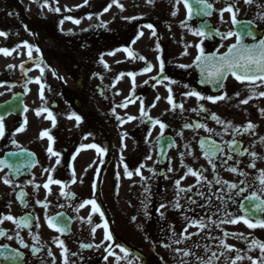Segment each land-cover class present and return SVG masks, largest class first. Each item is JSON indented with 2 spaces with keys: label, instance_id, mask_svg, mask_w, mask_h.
<instances>
[{
  "label": "flooded vegetation",
  "instance_id": "flooded-vegetation-1",
  "mask_svg": "<svg viewBox=\"0 0 264 264\" xmlns=\"http://www.w3.org/2000/svg\"><path fill=\"white\" fill-rule=\"evenodd\" d=\"M230 1L235 5L237 0ZM15 2L16 0H10L13 9L18 11ZM206 2L213 6L209 19L212 25L222 34L234 31L231 13L225 12L221 20L220 13L227 7L225 0ZM234 11L237 20L256 24L261 39H264V19H261L264 17V0H253L252 4H245L243 9L235 5ZM21 18L24 19L25 28L30 29L28 20L23 15ZM143 23V20L137 22L133 30L145 25ZM160 25L165 28L164 23ZM197 26L198 22L187 23L188 28ZM234 41L235 37L221 41L214 39L209 43L203 40L200 46L208 53ZM82 49L84 53L79 54L82 67L71 65V70L67 67L66 76L62 68L59 70V64H69V58L58 56L52 61L43 56L37 61L38 65L45 63L50 67L49 73H53L55 81V86L48 95L50 99L46 103L51 101V113L55 119L51 147L54 152L59 153L58 157L47 153L46 145L43 150V139L26 141L24 138H17L18 131L24 126V118L12 117L3 121L4 135L0 138V157L8 152L25 149L36 154L37 165L29 175L15 180L7 172L0 171V218L11 215L16 220L25 217L30 220L27 227L18 226L11 221L0 224V231L6 233L0 236V247H9L21 255L16 257L20 264H65V260L67 264H199V259L207 261L212 258V252L218 254V258H212L214 264H230L237 253L221 248L223 241L233 249H239L244 259L238 264H251L247 259L249 256L258 260L261 253L252 245V241L255 239L264 243V228L249 229L243 222L235 225L220 223L221 218L230 220L244 215L239 205L247 204V201L236 197L235 190H229L223 183H216V179L236 184L244 180L246 183L240 184L241 188L248 189L244 196L257 192L264 198V193L259 192V173L264 170V142H261L264 138V115L261 113L264 109V97L257 95L249 99L248 104H242L241 101L249 98L250 86L234 79H228L224 89L218 94L207 88H199L194 67H190L184 74L166 69L172 79L184 81L188 90H171L155 95L151 84H141L132 93L135 97L133 103L130 102V96L125 98L126 101L118 100L117 95L112 90L109 91L108 85L103 83L104 76L101 75L99 85H96L97 78L91 73V65L98 62L97 57L100 54L95 56L89 46L86 50L85 47ZM104 54L106 52L103 56ZM71 58L74 60V56ZM0 80L4 87L2 94H6L5 89L10 85L24 90L29 83L27 74L12 82L0 75ZM107 80L113 81L109 77ZM190 91L199 92L205 97L226 94V99L216 103L207 99L198 101L187 95ZM255 91L258 94L264 91V87L255 88ZM2 94L0 101L3 99ZM170 95L173 103L183 105V108H173L168 103ZM37 101L39 103L34 107V112L37 114L39 111L41 116L44 108L41 94ZM127 107H132L137 115L131 135H124L120 120L123 114L118 113ZM201 107L207 111H199ZM212 114L218 116L223 123L212 119ZM77 116L79 121L75 118ZM148 118L159 123L149 122ZM161 123L165 125L163 136ZM228 123L241 129L248 123L256 127L254 131L241 134L236 133L233 128H226L224 125ZM195 124H204L211 132L204 128L185 127ZM162 138L173 139L175 146L165 164L161 166L156 146ZM234 138L239 142L240 151L247 150L245 155H236L229 149V143ZM201 140L205 144L214 141L224 149L223 154L218 153L213 161L215 172L212 164L205 158L204 152L207 148L204 144L201 146ZM90 145L106 151L101 155ZM251 152L257 155L255 168L247 167L253 162L248 154ZM229 154L233 155V159L223 163ZM57 159L59 164L56 163ZM126 167L132 173L130 178L125 173ZM228 167L237 168V173L226 171ZM189 168L200 172L208 183L198 184L196 178L188 173ZM45 169L54 171L47 172ZM137 170L140 175L136 174ZM239 172H245L247 176H240ZM50 175L64 187L51 184L46 189L44 185ZM5 178L10 179L11 185L3 182ZM177 182L182 189L193 185L196 187H192L191 192L178 194ZM209 183L211 188L208 187ZM36 185L39 187H35ZM20 192L26 193L23 200L17 199ZM62 192L64 195H61ZM198 192H202L204 198ZM218 197H223V200ZM190 199H194L196 203L189 205ZM88 200H95L100 212H93L91 204H85ZM37 201L47 207L40 206ZM177 201L181 205L179 209L174 207ZM101 212L103 219L100 217ZM60 213L68 216L67 228H64L63 233L56 232L47 224V220ZM201 218L208 226L203 231L189 227L185 234L198 232L199 235H192L191 239H186L183 243H173L182 239L181 233L190 220L199 221ZM209 219L215 223H208ZM105 223L112 235L111 241L105 239ZM94 227L95 233L92 231ZM225 233L229 235L225 236ZM232 233H242L244 238L233 237ZM8 236L12 239H8ZM59 241L63 242V249L58 246ZM25 244L27 247L23 246ZM97 245L100 247H96ZM249 245H252V251L248 250ZM121 247L130 255L125 256L120 251ZM206 248L210 251L206 252ZM64 249L67 251L64 252ZM109 251L113 253L112 256L108 255ZM184 251L193 255L185 257ZM220 252L225 254L220 256ZM7 260L9 259L4 258L1 264H5Z\"/></svg>",
  "mask_w": 264,
  "mask_h": 264
},
{
  "label": "snow or ice",
  "instance_id": "snow-or-ice-1",
  "mask_svg": "<svg viewBox=\"0 0 264 264\" xmlns=\"http://www.w3.org/2000/svg\"><path fill=\"white\" fill-rule=\"evenodd\" d=\"M149 2L151 3L152 0H149ZM176 2L178 4L183 3V6L187 10V13H188V19L184 22V24H182V26H186L188 23V20H191L194 15L195 16L203 15L206 17V16H209L211 14V11L213 10L212 4L207 3L206 0H191V2H190V0H176ZM244 2L246 4H252L253 0H244ZM117 6H120V5H117ZM194 6L197 9L195 12L193 11ZM234 7H235L234 4L229 3L228 6L225 7L221 11L220 16H221V20H223V14L225 12L231 13L232 14L231 15L232 24L234 27H237V26L241 25V22L237 21V19H236V12L234 11ZM56 10L59 11V9H56ZM173 15H176V13L173 12ZM261 19H264V17H261ZM73 22L79 23V21H73ZM251 25H252V21L243 22L242 26L239 28V31H231V32L226 33V34H221L218 30L206 31L204 27H199V28H196L195 30L189 29V31H191L192 35L198 36V37H201L204 39H208L211 36H221L222 39L235 37L236 43L231 45L228 48L227 52L223 55H205L204 48L201 47L200 45H196L197 50H198V55L195 57L193 64L192 65H181V67L198 68L200 70L201 76L205 77V80L208 83H212L214 85H222L223 81L227 78V76L229 74L239 83L249 85L250 86L248 88V91L250 92L249 98L241 101L242 104H248L249 99L255 98L257 95H259L260 97H264V91H261L258 94L255 91V88L264 87V39H259L258 42H254L251 45L243 43V38L246 36L252 37L254 41L257 39L255 37L254 33L250 30ZM146 27L151 28V25H146ZM0 36H6V34L3 32H0ZM201 44H203V39L201 40ZM23 46L28 49V56H29V58H31L33 49L31 48V46H29L27 44H25ZM12 51H15V49H13ZM12 51H9L8 49H0V54H3L5 56H9L12 54ZM36 51L38 52L39 49H36ZM125 51H127V50H125ZM185 54H187V53H185ZM130 55H131V53H130ZM140 58L143 59V57H140ZM21 70L24 71L23 66H21ZM163 70H164V64H163V62H161V64H160L161 74L163 73ZM144 71L145 72L152 71L151 65L146 67ZM41 72H43V69H41ZM24 74L26 75L27 73L25 72ZM129 75L133 76V74H131V73H129ZM133 80H134V76H133ZM35 82L38 84L40 83L39 80H37ZM169 83H175V81H169ZM251 86H255V87H251ZM40 88H41V99H43L44 85L41 84ZM169 91H171V90L169 89ZM187 95L195 97L198 101H202V100L207 99V100L211 101L212 103H216L217 101H223L226 99V94L225 95H218L216 97H212V96L205 97V96L201 95L199 92L190 91L187 93ZM236 95L239 96V93H236ZM168 103L170 105H173V108H175V107L183 108V105H175L173 103V99H172L171 95L168 97ZM25 111H27V109H25ZM45 111H46V109H45ZM192 111H196V109H192ZM199 111L206 112L207 110L205 108L201 107L199 109ZM141 112L143 114V112H144L143 108L141 109ZM261 113H262V115H264V109L261 110ZM37 115L38 116L40 115L39 111L37 112ZM75 118L77 121H79V119H80L78 116ZM211 118L216 120L217 123H223L220 120V118L218 116H216L215 114H212ZM48 119L52 120L53 126H55V119L52 116L51 112L48 113ZM153 123L154 124L159 123V121H153ZM224 126L226 128H233V130L236 133H241V134L247 133L249 131H254V129L256 127L255 125H253L251 123H248L246 126L243 127V129H241L240 127H234L231 123H228ZM185 127L204 128L205 131L211 132V130L208 129L204 124L185 125ZM164 128H165V125L161 123L160 124L161 136H163ZM24 130H25L24 128L20 129V131H24ZM3 135H4V123H3V118L0 117V138H2ZM43 136H47L49 141H52V137L50 135H48L47 132L42 133V137ZM157 139L159 140L160 137H158ZM261 142H264V138H262ZM13 143L15 144V141H13ZM208 143H209L210 147L204 152V155H205V158L209 161V163L212 164L213 171L215 172V164L213 161L216 158L218 153L221 155L223 154L224 149L221 145L216 144L214 141H209ZM203 144H204V141L201 140V146L202 147H203ZM90 147L96 148V151L98 153H100L101 155H103L104 152L106 151L105 149L97 148L96 145H90ZM229 149L231 150V152H233L239 156H243V155H245V152H247V150H244V151L239 150L240 145H239V142L235 140V138L233 139L232 142L229 143ZM48 152L53 156H57V157L59 156L58 152L53 151L51 144L48 148ZM189 154H191V153H189ZM248 154L253 158V162L248 164L247 167L255 168L256 167L255 160L257 159V155L255 152H251ZM8 155L13 156V155H17V153H9ZM25 155L31 156L32 154L25 152ZM148 159H151V157H148ZM232 159H233V155L229 154L226 156L223 163L226 164L227 161L232 160ZM56 163L57 164L60 163L59 159H57ZM33 166H34V163H32V162H28V163L18 165V164H10L5 160H0V171H3L4 168H8L9 171H12L13 169H15V172L19 173L21 171V168H28V167H33ZM141 167H143V165H141ZM169 170H171V169H169ZM45 171L51 172V171H54V169H45ZM149 171H152V169H149ZM226 171H229V172L235 174V173H237V168L228 167V168H226ZM125 173L129 178L132 175V173L128 172L127 167L125 168ZM188 173L191 176H194L196 178V181L198 184H200L201 182L208 183L200 172L194 171L193 169L189 168ZM136 174L140 175V172L137 170ZM238 174L240 176H247V173H245V172H239ZM3 182L6 185H11V183H12L9 178H5L3 180ZM216 183H218V184L223 183L224 185L227 186V188L229 190H235L236 197H241L247 201V204L239 205L241 211L244 212V215H241L239 217H233L230 220L227 218H221L220 223H231V224L235 225L237 223L243 222L249 229L264 228V218H259V217H264V198H261V195H258L257 192H252L251 195L244 196L243 194L245 192H247V190H248L247 187H244V188L240 187V184L246 183V181H244V180H241L240 184H236V183H229L226 180L221 181L219 178H217ZM51 184H60V186L62 188L64 187V185L61 184V182L59 180H54L50 175L49 179H48L47 183L44 185V187L47 189L49 187V185H51ZM35 187H39V185H36ZM192 187H196V185H193ZM192 187H189L187 189H182V188H179V182H177L178 194L180 192H191ZM208 187L211 188L210 183L208 184ZM259 192L264 193V170H261L259 173ZM197 194L200 195L201 198H204V194L202 192H198ZM25 195H26V193L20 192L17 195V199L23 200ZM61 195H64V193L62 192ZM229 196L231 198V191L229 192ZM218 199L223 200V197H218ZM37 203L40 204V206H42V207H45V208L47 207L46 204H41L40 201H37ZM188 203H189V205H191V204H195L196 201L194 199H190L188 201ZM85 204H91L93 212H100V208L97 205L95 200L85 201ZM161 207H165V205H161ZM174 207L179 209L181 207V205L177 201L176 204L174 205ZM228 215L232 216L231 213H229ZM100 217H101V219H103V213L102 212L100 213ZM59 219H60L59 217H54L52 219H49V220H47V224H48L49 228L54 229L56 232L63 233L65 231V229L58 225L57 222ZM186 219H188V218H186ZM4 221H11L13 224H16L18 226L23 225L25 227L29 226V224H30V220L28 217L22 218L20 220H16L11 215H5L2 218H0V224H2ZM89 223H91V219H89ZM208 223H215V221H211V219H209ZM38 226L39 225H37V227ZM207 226H208V224L205 222V220L203 218L199 219V221L190 220V222L188 223V226L185 227L183 230V233H181L182 239L173 241V243H183L184 240L191 239L192 235H199L198 232L192 233L190 235H185L188 232L189 227L199 228L201 231H203ZM103 227H104L105 239L108 241H111L112 235L108 231L107 223H105L103 225ZM92 231H93V233H95V227L92 229ZM3 235H6V233H4L3 231H0V236H3ZM173 235H176V234L173 233ZM224 235L228 236L229 233H225ZM231 235L233 237L239 236L240 238H244L242 233H240V234L232 233ZM8 239H12V237L8 236ZM252 245H255V247L259 249L261 255H260L258 260L253 259L251 256L247 257V259L251 262V264H264V243H261V242L254 239L252 241ZM252 245L248 246L249 251L253 250ZM23 246L27 247L26 244ZM58 246L63 249L64 248L63 242L59 241ZM194 246L199 247V245H194ZM96 247H100V246L97 245ZM165 247H167V245H165ZM220 247L227 250L228 252L235 251L237 253L235 256V259L230 261V264H238L239 261L244 259V257H242L240 255L239 249H233L230 245H228L227 243H224L223 241L221 242ZM33 251H35V249ZM66 251L67 250L64 249V252H66ZM120 251L123 252L125 254V256L130 255V253L126 249H124L123 247L120 248ZM205 251L206 252L210 251V249L206 248ZM63 254L64 253H62V255ZM224 254H225L224 252L219 253L220 256H223ZM18 255L19 254L17 253L12 257L4 256V258L5 259H15L16 256H18ZM49 255H51V253H49ZM108 255L112 256L113 253L111 251H109ZM183 255L185 257H187L189 255H193V253H190L188 251H184ZM211 257L212 258H218V254L216 252H212ZM212 258H210L207 261H204L203 259H199V264H214V259H212ZM117 260L119 261L118 257H117ZM65 264H67V260H65Z\"/></svg>",
  "mask_w": 264,
  "mask_h": 264
},
{
  "label": "rangeland",
  "instance_id": "rangeland-1",
  "mask_svg": "<svg viewBox=\"0 0 264 264\" xmlns=\"http://www.w3.org/2000/svg\"><path fill=\"white\" fill-rule=\"evenodd\" d=\"M100 1L101 0H54L55 6L57 9H59V11L64 8H69L76 10L74 13H77V15L82 13L86 15L85 18L79 16L75 17L73 21H79V23H74L73 21L64 22L65 24H63L62 28L65 31L73 32L86 28L90 25L92 26L93 24L102 23L101 25L104 24L107 28L117 29L123 27L127 20L135 17L136 15H138V13L147 14L154 10H161L163 9L164 4V2L158 0H152L151 3L149 2V0H114V4L111 5V9L109 11V16H107L106 18L101 16L100 14L102 11L100 7ZM245 4L246 3L244 2V0L235 1V5L239 9H243ZM144 7L146 8L145 11L147 12H143ZM7 8L8 6L6 4V0H0V32L6 34V36H0V49H8L9 51H11L15 48V51H13V53L9 56L0 54V69H6V76L11 73H16L17 70L21 71V66L16 65L19 61H26V63L30 65L35 60L39 59L41 53L39 49L40 46L34 44L33 42L31 31H28L24 28V32V30L22 29L23 22L20 20V14L13 11L11 13H8ZM20 8L22 13L27 12L28 15L34 14L33 16L37 15L39 18L49 17V10L46 8V6L36 3L32 0H23ZM49 9L52 10V7H50ZM167 11L169 12L170 17L169 20L166 21V23L169 30V36L171 37L173 45L175 44V41H177V38L179 36V39L182 40V42H186L188 43V45H190V43L193 44L192 48H190V52L192 54H195V48H197L195 46L197 43H199L200 38L198 39L197 36L192 35L191 31L188 33L187 31L183 30L182 24L186 19V14L182 5L176 3L173 4L172 7V4H170V7L167 8ZM173 12H175L176 15H173ZM140 35L142 36L139 39L138 43H136V47H134L133 49L137 51L146 50L145 62H139L137 64L139 67L142 68L141 71H143L141 74V78L138 79L137 77H134L133 80V78L131 77L123 76L121 79H119V81L114 87V94L119 95L118 100L124 99V96L131 92L132 88L134 87L132 82H140L146 79L147 77H150L156 67L155 62L158 57L156 39L154 35H152L151 31H144L143 33H140ZM37 37L42 48L49 49L50 51L51 48L55 47V45L51 41H49L45 36L42 37L40 35H37ZM25 44L31 46V48L33 49L31 58H29L28 56V49L23 46ZM36 49H39V51L37 52ZM132 58V54L125 55L119 53L114 58H108L109 63L107 69L110 72L115 71L117 68L122 70L124 67H127V64L130 62V60H132ZM149 65H151L152 71L145 72V68ZM29 68H31V66H29ZM107 73L108 72L102 69V67L97 68L95 71V74L99 77L100 75L105 76L107 75ZM49 81L50 82H46L45 84L41 83L44 85L43 90L46 92H48L52 88V81L50 79ZM92 84L94 83L92 82ZM96 85H99V80L97 81ZM38 89L41 90L40 84L32 85L33 99L34 96L37 94ZM45 109L46 111H50L51 105L47 106ZM118 113L127 114L129 116L132 114V109H121L120 111H118ZM48 121H50V119H48L46 116L42 117L40 123L42 127H40V130H42L43 133L47 132L50 134L51 123H48ZM131 127V124L127 125L128 129ZM34 134L35 132L33 133L31 139L34 137ZM46 141L47 140H45L44 142Z\"/></svg>",
  "mask_w": 264,
  "mask_h": 264
}]
</instances>
